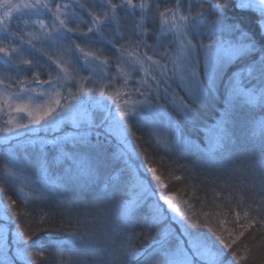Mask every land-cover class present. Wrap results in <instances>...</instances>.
I'll return each instance as SVG.
<instances>
[{
	"label": "snow or ice",
	"instance_id": "6c2138e0",
	"mask_svg": "<svg viewBox=\"0 0 264 264\" xmlns=\"http://www.w3.org/2000/svg\"><path fill=\"white\" fill-rule=\"evenodd\" d=\"M232 3L259 13V38L227 0H0V135L17 141L2 150L0 264H249L264 248V0ZM242 112L253 154L237 159ZM226 165L235 183L200 178ZM69 193L86 202L37 207ZM136 226L159 231L137 249Z\"/></svg>",
	"mask_w": 264,
	"mask_h": 264
},
{
	"label": "trees",
	"instance_id": "16d2710c",
	"mask_svg": "<svg viewBox=\"0 0 264 264\" xmlns=\"http://www.w3.org/2000/svg\"><path fill=\"white\" fill-rule=\"evenodd\" d=\"M225 15L229 22H236L238 23L243 29L247 30L250 33L256 34L258 36V28H257V19L258 14L256 12H253L248 9H239L233 6L232 0H227V6L225 9ZM219 107L217 106L216 109L212 112L204 110V117L206 120H212L214 119V113L216 111H219ZM260 110L256 109L255 115H260ZM241 123L237 127V136L239 137V146H238V155L237 159H239L244 151H247L250 155L253 154V145L251 142L248 141L247 137L244 134V128H243V122L247 119H249L247 113L242 112L239 117ZM135 136L136 137H142L143 139L138 141L142 145L141 151L147 149V151L150 153L149 160H155L157 163H153V166L157 167L159 170V174L162 175V179L165 180L166 184H169L172 191H175L177 188L182 187L183 185L179 182H172L169 181L168 172L165 170V168H161L158 161L163 157L165 166H169L171 164V160L168 156H165L163 148H159L158 151H156V148L159 146L149 147L148 144L144 143V140H147L149 138V129L147 127H138L134 128ZM154 136V135H153ZM163 135H161L162 137ZM164 138V137H163ZM111 149H116L117 145L115 141L111 144ZM143 159V156L141 157ZM175 159V158H172ZM180 164L186 163L183 160L179 161ZM229 166H225L222 170H217L215 168H208L204 167L200 171V178H207V181L210 183L213 180H218V183H223L225 180H227L229 183H235L238 179V176L229 175ZM177 175L180 174L179 171L176 172ZM5 185L3 182H0V187H4ZM219 190V189H217ZM78 193H69L67 194L63 199L59 201H52L51 203L43 204V205H37V207H43L46 211L52 212V213H59L62 209V207L67 203L68 200L76 199L80 201L81 203H85V197H80L77 195ZM248 195H252V193L248 192ZM5 197L11 196L12 199H17L18 192L15 188L9 186L8 191L4 194ZM227 195V193H225ZM22 201V198L20 197V200H18V203ZM31 205V201L29 202ZM196 210H200V206L197 205ZM205 211H208V208L204 209ZM164 226L163 222L162 225ZM174 227H179L178 224H174ZM231 227V225H229ZM159 231V228H152L151 231H149L146 227L136 226L134 229V234L132 237V244L133 247L140 249L143 246H145L148 242L147 238L154 236L156 232ZM203 231H207V229H204ZM47 236H49L52 239H59L66 236V232L57 231L56 228H49L47 230ZM41 235H45V233H41ZM247 235V234H246ZM249 242L245 238L241 239V243ZM41 250L38 248H32L30 251L31 257L33 260L37 258V254ZM230 256V254H229ZM264 260V248H260L258 250H254L253 257L250 259L249 264H261V261ZM86 264H95L94 259L92 257H85ZM45 264H49L48 260L45 261Z\"/></svg>",
	"mask_w": 264,
	"mask_h": 264
},
{
	"label": "rangeland",
	"instance_id": "374dc122",
	"mask_svg": "<svg viewBox=\"0 0 264 264\" xmlns=\"http://www.w3.org/2000/svg\"><path fill=\"white\" fill-rule=\"evenodd\" d=\"M248 10H251V11H253V12H256L255 10H253V9H248ZM258 15H259V13L258 12H256ZM150 43H151V41H149ZM83 75H87V73L85 72V73H83ZM43 78H47L46 76L45 77H43ZM216 108H214V109H206V112L207 111H209V113H210V111H214ZM259 110V109H258ZM169 111L170 112H172V109L171 108H169ZM261 112V111H260ZM262 114H264V113H261L260 115H262ZM172 115H176L175 114V112H172ZM260 115H258V116H256L257 118H259V116ZM176 118L177 119H179V117L178 116H176ZM149 129V128H148ZM65 131L67 132L68 130L67 129H65ZM149 131H150V129H149ZM153 131V135L155 136V130H152ZM41 135H43V133H41ZM159 135H160V138H161V140L163 141V137H164V132L163 131H160L159 132ZM161 135H163L162 137H161ZM22 139H26V138H22ZM3 138H2V135H0V168H2V166H3V164H4V162H5V157H4V155H3V149L4 148H6V147H11L13 150H16V148H17V141L15 140V139H12L11 141H9V144L8 145H5V144H3ZM25 146H27V145H25ZM16 189V188H15ZM17 190V189H16ZM25 191L27 192V191H29V189L28 188H26L25 189ZM17 192H18V190H17ZM19 194V193H18ZM79 197H80V195L81 194H77ZM82 196V195H81ZM22 199H23V197H21ZM161 203H163V202H161ZM165 207H167L166 205H165ZM3 214V206L2 205H0V215H2ZM165 226V225H164ZM171 227H173V228H175L174 227V224H172L171 225Z\"/></svg>",
	"mask_w": 264,
	"mask_h": 264
}]
</instances>
